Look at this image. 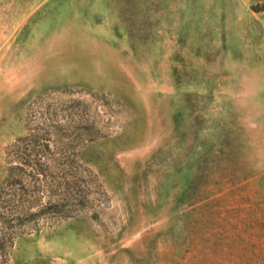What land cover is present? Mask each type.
<instances>
[{
	"label": "rangeland",
	"instance_id": "374dc122",
	"mask_svg": "<svg viewBox=\"0 0 264 264\" xmlns=\"http://www.w3.org/2000/svg\"><path fill=\"white\" fill-rule=\"evenodd\" d=\"M0 264H264V0H0Z\"/></svg>",
	"mask_w": 264,
	"mask_h": 264
}]
</instances>
